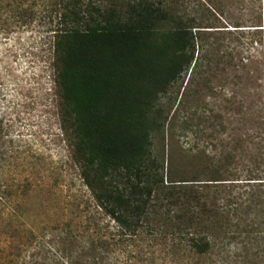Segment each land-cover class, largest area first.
<instances>
[{
  "label": "rangeland",
  "instance_id": "obj_1",
  "mask_svg": "<svg viewBox=\"0 0 264 264\" xmlns=\"http://www.w3.org/2000/svg\"><path fill=\"white\" fill-rule=\"evenodd\" d=\"M57 3L23 0L28 16L0 10V192L12 180L31 184L27 197L0 200V240L9 242L3 264H208L186 259L183 240L165 226L156 236L133 232L95 207L59 115ZM168 4L196 40L193 64L161 99L168 120L152 149L164 184L247 187L264 208V0Z\"/></svg>",
  "mask_w": 264,
  "mask_h": 264
},
{
  "label": "trees",
  "instance_id": "obj_2",
  "mask_svg": "<svg viewBox=\"0 0 264 264\" xmlns=\"http://www.w3.org/2000/svg\"><path fill=\"white\" fill-rule=\"evenodd\" d=\"M59 2L51 19L59 115L95 207L133 232L156 236L165 226L183 240L186 259L264 264L258 195L235 185H165L163 162L152 149L168 120L161 99L193 64L194 27L168 0ZM22 3L0 0V10L30 15ZM3 120L2 112L0 139ZM3 186L0 200L8 203L31 192L26 177ZM8 245L0 240V254Z\"/></svg>",
  "mask_w": 264,
  "mask_h": 264
}]
</instances>
